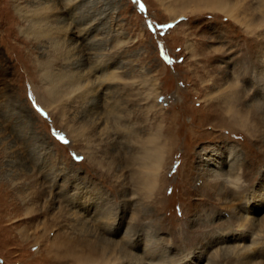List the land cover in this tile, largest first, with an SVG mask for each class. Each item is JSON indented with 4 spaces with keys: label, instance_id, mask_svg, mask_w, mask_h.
<instances>
[{
    "label": "rangeland",
    "instance_id": "1",
    "mask_svg": "<svg viewBox=\"0 0 264 264\" xmlns=\"http://www.w3.org/2000/svg\"><path fill=\"white\" fill-rule=\"evenodd\" d=\"M208 1L0 0V264H239L264 217V0ZM69 69L88 90L48 102L43 71Z\"/></svg>",
    "mask_w": 264,
    "mask_h": 264
},
{
    "label": "bare ground",
    "instance_id": "2",
    "mask_svg": "<svg viewBox=\"0 0 264 264\" xmlns=\"http://www.w3.org/2000/svg\"><path fill=\"white\" fill-rule=\"evenodd\" d=\"M70 3H71V1H69L67 4L71 5ZM206 4L209 6V8L210 7L211 8H217V9H220V10L226 12V13H230L232 10V8L224 0H209L208 3H206ZM99 67H101V66L99 65L98 68ZM102 70L104 72L101 75V77L104 79H101L100 81H103V83L105 82V80H108V79H110V80H116L117 79L118 76L116 75V73H114V72L110 73L108 71L105 73V68H103ZM88 75L89 74H87V72L86 73L85 72H83V73L73 72V70H71V69L65 70L61 73H53V72L44 70L43 76L49 83L48 86L46 87L47 88L46 89V92H47L46 95H48V97L50 98L48 102H51L52 99L53 100H56V98L59 99V97L60 96L62 97V95H64V94L73 96V94H75L77 91L79 93L80 92L79 90L87 91L88 90L87 88H88V85L90 82V79H89L90 75L89 76ZM99 85H102V84L99 83ZM232 121L237 122L242 127H248V116L245 113L243 115L240 114V112L233 114ZM155 141H156V138H154V137L149 139L148 143H150V146L146 145L144 147V150L142 152L141 157L144 161H146V167L148 169H150V171L152 170L153 173H156V172L158 173V170L161 168V163L163 161L164 151L160 145L155 144ZM207 160L209 163H212L214 165H217L218 163H220L222 161L221 155H213V156L211 155L208 157ZM232 160H233L232 156H231V154H229L228 158H227V163L229 164V161H230V166H231ZM230 166H228V167H230ZM223 169H224V167H222L220 169L218 167H215L214 170H215V172L216 171L221 172ZM254 200L257 202L258 201L262 202V205L259 204V208H256V206L253 207V210L254 209L258 210V209L263 208V206H264V185H263V187H261L259 194L254 196ZM87 204L89 205L88 202H87ZM87 204H85V205L87 206ZM85 205L83 207H85L88 212H90L92 214L97 212L96 211L97 206L94 207V206L89 205L88 207H86ZM100 210H102V209L99 208L98 212H100ZM260 220H262V222H260V224H258L259 222L254 223V222H251V220H249L248 222L250 224H252L250 226L251 228L247 231L239 232L238 234H235V236L233 237L236 241L237 240H239V241L248 240L250 242L249 245H245L242 242H238L235 245L234 252L237 253V255L239 257V259H238L239 264H261L260 260H258V261L253 260V259H256L255 257H259L260 254L263 253V250L261 251V249H262V247H264V232H261L259 230H264V217H262V219H260ZM244 225H245V223L241 224V226H244ZM239 231H241V230L239 229ZM153 244L146 242L144 244V249L148 252H153V251L157 252L158 250L156 248L158 247V245L156 246ZM164 251H165V249H164ZM161 252L158 251V254L156 253L157 257L159 254H161ZM147 259H149V258H147ZM150 261H151V259H150ZM148 263H150V262H148ZM152 264H159V263H152Z\"/></svg>",
    "mask_w": 264,
    "mask_h": 264
}]
</instances>
